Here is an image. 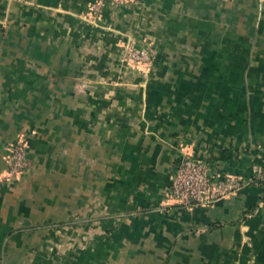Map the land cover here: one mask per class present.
<instances>
[{"label": "crops", "instance_id": "1", "mask_svg": "<svg viewBox=\"0 0 264 264\" xmlns=\"http://www.w3.org/2000/svg\"><path fill=\"white\" fill-rule=\"evenodd\" d=\"M94 1L0 0V264H264V0ZM186 155L237 187L176 202Z\"/></svg>", "mask_w": 264, "mask_h": 264}, {"label": "built area", "instance_id": "2", "mask_svg": "<svg viewBox=\"0 0 264 264\" xmlns=\"http://www.w3.org/2000/svg\"><path fill=\"white\" fill-rule=\"evenodd\" d=\"M107 2L123 4L125 0H95L92 4L93 13L99 15ZM125 57L135 65H149L153 60V49L130 47ZM3 162L4 178L7 180H12L18 173L27 169L28 151L24 137L7 145ZM234 180L211 174L209 166L202 159L186 155L177 166L170 195L176 202L188 208L209 205L237 187L238 181Z\"/></svg>", "mask_w": 264, "mask_h": 264}, {"label": "rangeland", "instance_id": "3", "mask_svg": "<svg viewBox=\"0 0 264 264\" xmlns=\"http://www.w3.org/2000/svg\"><path fill=\"white\" fill-rule=\"evenodd\" d=\"M200 62H195V61H193V71L194 72H197V71H200Z\"/></svg>", "mask_w": 264, "mask_h": 264}, {"label": "trees", "instance_id": "4", "mask_svg": "<svg viewBox=\"0 0 264 264\" xmlns=\"http://www.w3.org/2000/svg\"><path fill=\"white\" fill-rule=\"evenodd\" d=\"M25 139H26V145H27V151H28V139L25 137V136H23ZM21 138V137H20ZM19 139V138H18ZM18 139H16L15 141H17ZM14 141V142H15ZM27 170V169H26ZM26 170H23V171H21L20 173H18L16 176H19V175H21V174H23ZM15 176V177H16ZM9 181H12V180H9Z\"/></svg>", "mask_w": 264, "mask_h": 264}]
</instances>
